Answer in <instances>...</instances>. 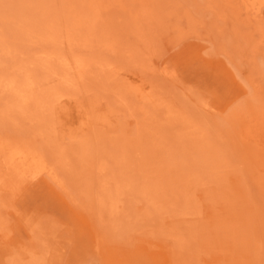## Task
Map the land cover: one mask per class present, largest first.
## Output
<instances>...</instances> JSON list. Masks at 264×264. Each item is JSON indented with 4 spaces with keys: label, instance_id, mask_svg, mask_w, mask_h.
I'll return each mask as SVG.
<instances>
[{
    "label": "rangeland",
    "instance_id": "rangeland-1",
    "mask_svg": "<svg viewBox=\"0 0 264 264\" xmlns=\"http://www.w3.org/2000/svg\"><path fill=\"white\" fill-rule=\"evenodd\" d=\"M251 1L0 0V264H264Z\"/></svg>",
    "mask_w": 264,
    "mask_h": 264
},
{
    "label": "bare ground",
    "instance_id": "bare-ground-1",
    "mask_svg": "<svg viewBox=\"0 0 264 264\" xmlns=\"http://www.w3.org/2000/svg\"><path fill=\"white\" fill-rule=\"evenodd\" d=\"M104 1V0H103ZM199 1V0H198ZM66 2V1H65ZM132 2V1H131ZM122 3V2H121ZM248 4V3H247ZM250 4H251V6H255V5H257V6H255V8H257L258 10H260V7H261V5L262 4H264V0H252L251 2H250ZM249 5V4H248ZM188 7V6H187ZM250 7V6H249ZM133 10V9H132ZM250 10V9H249ZM192 11V10H191ZM194 11V10H193ZM259 13V12H258ZM196 14V13H195ZM201 16V15H200ZM194 18V17H193ZM56 20V19H55ZM170 24V23H169ZM211 29V28H210ZM214 29V28H213ZM259 30V29H258ZM73 31V30H72ZM71 31V32H72ZM54 35V34H53ZM248 37V36H247ZM259 38V37H258ZM82 40V39H81ZM89 40V39H88ZM87 40V41H88ZM84 42V41H83ZM249 42V41H248ZM249 44V43H248ZM131 47V46H130ZM244 50V49H243ZM259 50V49H258ZM257 50V51H258ZM113 51V50H112ZM251 56V55H250ZM140 57V56H139ZM129 60V59H128ZM251 60V59H250ZM123 65V64H122ZM153 67V66H152ZM149 70V69H148ZM59 71V70H58ZM28 76H30V75H28ZM78 85V84H77ZM57 90V89H56ZM198 95V94H197ZM183 97V96H182ZM26 98V97H25ZM116 102V101H115ZM53 103V102H52ZM236 129V128H235ZM162 135V134H161ZM261 146V145H260ZM263 149V148H262ZM147 156V155H146ZM156 157V156H155ZM241 157H243V156H241ZM249 161V160H248ZM247 161V162H248ZM67 163V162H66ZM128 182V181H127ZM249 183V182H248ZM259 196V195H258ZM263 213V212H262Z\"/></svg>",
    "mask_w": 264,
    "mask_h": 264
}]
</instances>
